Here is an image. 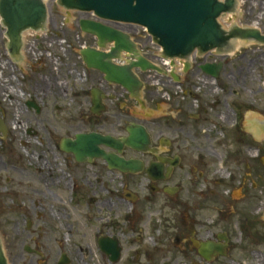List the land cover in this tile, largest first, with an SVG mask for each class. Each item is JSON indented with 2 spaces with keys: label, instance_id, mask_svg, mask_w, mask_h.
I'll return each instance as SVG.
<instances>
[{
  "label": "rangeland",
  "instance_id": "rangeland-1",
  "mask_svg": "<svg viewBox=\"0 0 264 264\" xmlns=\"http://www.w3.org/2000/svg\"><path fill=\"white\" fill-rule=\"evenodd\" d=\"M238 1L233 24L248 28L258 22L264 31V0ZM50 15L46 34H26L22 62L11 61L0 20V121L15 135L8 138V144L15 142L24 161L32 162L28 153L36 150L43 156L48 150L53 152V145L64 138L97 129L125 134L127 126L143 122L154 145H159L158 137H166L171 145L165 148L171 155L182 154L191 168L177 170L171 184L183 188L171 198L153 194L144 177L111 179L105 173L106 190L100 188L98 195H92L99 205H94L90 218L86 206L72 207L68 194L37 201L38 210L46 211L44 217L35 211L32 201L20 203L1 197L0 238L10 264H56L61 250L71 251L75 264H83L84 259L86 264H109L98 246L102 235L116 236L124 245L118 264H159L170 258L181 262L196 258L189 250L192 239H210L224 230L232 235L234 260L264 264V141L255 135L251 122L253 115L264 117V46L249 44L221 57L224 69L215 83L201 74L199 66L204 60L197 56L193 58L194 70L184 74L181 89L167 76L147 73L142 97L145 108L133 100L107 101V113L102 117L106 124L102 121L103 126L96 127L86 118L92 116L89 91L95 86L86 80L88 71L80 58L81 47L85 42L93 45L94 39L84 36L74 17L67 20L56 5ZM229 16L221 20L228 29L231 25L224 22ZM122 29L155 60L157 48L142 29ZM39 85L53 86L61 94L56 102L51 97L50 108L35 116L24 104L31 95L42 97L35 91ZM54 104L61 110L52 109ZM122 107L128 110L123 112ZM238 112L242 113L241 122ZM1 141L0 155L5 147ZM221 168L225 176L219 174ZM89 179L95 181L92 175ZM125 190L136 193L138 202L121 201L118 194ZM81 200L73 197L74 205ZM30 222L35 232L29 234ZM29 244L42 255L29 256L24 250ZM81 248L86 249L85 256Z\"/></svg>",
  "mask_w": 264,
  "mask_h": 264
},
{
  "label": "water",
  "instance_id": "water-1",
  "mask_svg": "<svg viewBox=\"0 0 264 264\" xmlns=\"http://www.w3.org/2000/svg\"><path fill=\"white\" fill-rule=\"evenodd\" d=\"M58 3L69 12L95 13L99 21L81 19L78 24L81 32L97 39L95 46L82 49L81 57L89 69L98 70L108 82L123 87L142 104L144 82L138 77V72H167L142 54L139 44L129 33L111 27L108 22L145 29L152 42L162 49L160 59L163 61L183 60L195 53L205 55L212 51L227 55L234 52L238 43L264 45V33L260 29L234 26L231 30H225L228 28L221 26V17L236 11L237 0H58ZM0 17L9 39L8 50L14 59L19 60L24 46L23 35L28 30L37 33L47 29L50 7L45 0H0ZM123 55L129 56L127 64H119L125 57ZM191 68V64L186 63L185 72ZM223 68L224 63H208L201 70L217 80ZM170 76L176 82H181L175 72ZM103 100L101 90H93V113L101 116L106 111ZM34 107L40 111L36 104ZM251 122L255 135H259V129L254 125L264 122V117L253 115ZM259 128L264 141V123ZM1 131L5 132L6 129L1 127ZM127 132L129 137L120 140L98 133L77 134L75 140L64 139L62 148L72 152L79 162L102 158L111 169L124 174H141L145 166L140 160L127 161L115 154H107L101 148L110 147L119 155L125 146L141 153L150 151L151 136L144 125L132 124ZM163 169V165L154 164L146 172L155 182L162 179L153 175L161 174ZM100 246L113 263L120 261L122 247L117 238L104 237L100 240ZM200 253L207 259L226 254L222 245L215 242L203 243ZM0 264H9L1 240Z\"/></svg>",
  "mask_w": 264,
  "mask_h": 264
},
{
  "label": "flooded vegetation",
  "instance_id": "flooded-vegetation-1",
  "mask_svg": "<svg viewBox=\"0 0 264 264\" xmlns=\"http://www.w3.org/2000/svg\"><path fill=\"white\" fill-rule=\"evenodd\" d=\"M37 67V66H36ZM87 69V68H86ZM87 81H91L93 86H97L103 90L104 96L106 97L105 101H111L112 103H118L121 99L124 101H131L133 100L131 94L127 93L125 89H122L119 86L111 85L104 76L97 71L89 70L87 74ZM57 88V86H55ZM35 91L41 94L42 97H35L30 96V98L25 102V110L27 112H33L35 116H41V113L44 110H48L50 108L49 99L53 97L56 99L60 97V92L56 91L53 86H41L35 87ZM91 90V89H90ZM90 99L92 101V91H89ZM136 101V100H133ZM137 102V101H136ZM38 105L40 111H37L34 105ZM139 105V103L137 102ZM52 109L54 110H61L58 104L52 105ZM125 112L127 109H121ZM68 110L66 109L65 112ZM82 113V112H81ZM92 116H88L86 118H90L92 123L97 126H103L106 124L102 117L98 115H94L91 112ZM85 118V115L83 116ZM89 119V120H90ZM103 121V124H102ZM3 122L0 121V127L2 126ZM114 127V125H113ZM127 128L124 130L125 134H116L114 131L103 132L99 131H91L89 133H100L103 135H112L117 139L125 138L128 136ZM1 131V128H0ZM2 139V143L5 145L1 150L0 155V198H6L7 200H14L19 201H32L34 202L35 211H38L41 217L45 216V210H38L37 201L45 200V199H56L60 198L61 196L69 195V199L72 201V207L74 209L82 206L87 207V217L90 218L92 214V208L94 205H99L96 202L95 198L92 195H98L100 192V188L105 189L106 181L104 179L105 173L109 174L111 179L121 178L120 172L116 170H111L108 168L106 162L102 158L94 159L93 161L87 160V162H79L75 155L72 152L65 151L61 147L60 144L53 145V152L46 151L44 155L34 150L31 153H28L29 158L32 162L24 161L23 155L19 152L18 147L14 146L15 142H11L13 146L8 144V138L15 137L13 133L10 131L0 132ZM74 139V138H73ZM165 139V138H164ZM163 137H158L159 145H152L151 150L146 153H140L135 151L133 148H129L125 146L122 152L119 153L106 146H101V148L107 153H112L117 156L123 157L127 161L140 160L145 166V170L151 168L154 164H160L164 166L163 172L161 174L155 173L153 177L161 178L162 180L153 182L146 171H143L141 177L146 178L148 181V188H150L153 194H164L167 196L174 197L177 196L178 193L182 192V184H171L177 178V170L184 172L189 167V164H185V157L182 156L180 153H176L175 155L170 154V149L165 148L170 146V140H164ZM153 142V138H152ZM51 154V156L49 155ZM59 158V159H58ZM61 159V160H60ZM90 168V169H88ZM92 170V171H90ZM103 174L100 176V173ZM192 175V172H190ZM89 175L94 177L95 181L89 179ZM131 179H136L139 176H125ZM122 179V178H121ZM185 181V179L183 178ZM194 177L192 175L191 181H194ZM141 183V182H140ZM101 184V186H100ZM115 189V188H114ZM177 189V190H173ZM174 191V192H173ZM173 192V193H171ZM121 192L118 194V198L121 201H125V194L124 192L120 195ZM79 196V199H82L78 204L74 205L73 197ZM121 196V197H120ZM104 205V203H103ZM76 207V208H75ZM249 220L248 218L246 219ZM29 234L33 231V223H28ZM177 238H174L173 243ZM214 241L217 244L222 245L224 248V252L226 254L224 256H217L215 255L213 258L207 259L201 255L200 249L204 241ZM192 244L190 246V251L196 253V258L188 257L181 262L178 261L176 258L166 259L159 264H238L239 262L234 260L231 256V247L234 244L232 240V235L228 230H224L222 233L212 234L210 239H192ZM243 242V239L240 240ZM24 250L29 254V256L36 257L41 256L42 252L33 247V245H25ZM83 256L86 255V249L81 248ZM89 252V251H88ZM103 255V254H102ZM104 256V255H103ZM106 257V256H104ZM108 259V257H107ZM75 258L71 251L69 253L61 250L60 256L56 264H75ZM86 259H84L83 264H86ZM31 264H34V261H31ZM240 264V263H239Z\"/></svg>",
  "mask_w": 264,
  "mask_h": 264
},
{
  "label": "bare ground",
  "instance_id": "bare-ground-1",
  "mask_svg": "<svg viewBox=\"0 0 264 264\" xmlns=\"http://www.w3.org/2000/svg\"><path fill=\"white\" fill-rule=\"evenodd\" d=\"M236 20H237V18H231L230 16H229V17H226V20H225V22H224V23H225V26H230V25H232L233 22L236 21ZM258 25H259V23L257 22V23L254 24L253 27L259 29V28H258ZM245 45H246L245 43H238V44H236V45H235V52H234V53H231V55H233V54H235L236 52H238V49H239L240 47H242V46H245ZM222 169H223V168H221L219 174H222L223 176H225V174H224V172H223Z\"/></svg>",
  "mask_w": 264,
  "mask_h": 264
},
{
  "label": "trees",
  "instance_id": "trees-1",
  "mask_svg": "<svg viewBox=\"0 0 264 264\" xmlns=\"http://www.w3.org/2000/svg\"><path fill=\"white\" fill-rule=\"evenodd\" d=\"M238 117H239V120H240V122H241V120H242V118H243L241 112L238 113Z\"/></svg>",
  "mask_w": 264,
  "mask_h": 264
}]
</instances>
